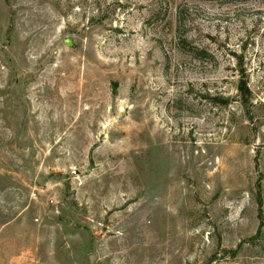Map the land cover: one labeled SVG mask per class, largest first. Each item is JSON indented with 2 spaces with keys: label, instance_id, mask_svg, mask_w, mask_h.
I'll return each instance as SVG.
<instances>
[{
  "label": "rangeland",
  "instance_id": "obj_1",
  "mask_svg": "<svg viewBox=\"0 0 264 264\" xmlns=\"http://www.w3.org/2000/svg\"><path fill=\"white\" fill-rule=\"evenodd\" d=\"M0 264H264V0H0Z\"/></svg>",
  "mask_w": 264,
  "mask_h": 264
},
{
  "label": "trees",
  "instance_id": "obj_2",
  "mask_svg": "<svg viewBox=\"0 0 264 264\" xmlns=\"http://www.w3.org/2000/svg\"><path fill=\"white\" fill-rule=\"evenodd\" d=\"M238 90H239V94L241 95L242 99H245L246 95H250L248 90H247L246 84L243 83L242 81L239 84ZM243 105H244V103H243Z\"/></svg>",
  "mask_w": 264,
  "mask_h": 264
}]
</instances>
